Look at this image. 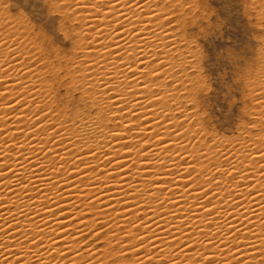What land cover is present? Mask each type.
Masks as SVG:
<instances>
[{
  "label": "bare ground",
  "instance_id": "1",
  "mask_svg": "<svg viewBox=\"0 0 264 264\" xmlns=\"http://www.w3.org/2000/svg\"><path fill=\"white\" fill-rule=\"evenodd\" d=\"M62 1L69 55L0 3V264H264V37L249 121L209 141L196 1Z\"/></svg>",
  "mask_w": 264,
  "mask_h": 264
},
{
  "label": "rangeland",
  "instance_id": "2",
  "mask_svg": "<svg viewBox=\"0 0 264 264\" xmlns=\"http://www.w3.org/2000/svg\"><path fill=\"white\" fill-rule=\"evenodd\" d=\"M194 1L198 5L194 11L199 16L200 28L197 30L195 26L194 31H197L193 33L198 34L200 77L204 81L200 97L196 96L197 115L203 118L201 123L209 132H206L209 141L214 134L232 139L237 135L239 124L249 121L247 105L252 106L256 101L250 89L264 37L261 14L247 3L249 0ZM59 2L63 1L0 0L9 14L24 19L33 33L41 32L51 46L69 55L74 44L71 31L69 33L65 27L73 21L62 18L56 8ZM73 92L75 101L79 102V91ZM92 241L95 247L103 246L97 239ZM198 261L197 264L201 262Z\"/></svg>",
  "mask_w": 264,
  "mask_h": 264
},
{
  "label": "clouds",
  "instance_id": "3",
  "mask_svg": "<svg viewBox=\"0 0 264 264\" xmlns=\"http://www.w3.org/2000/svg\"><path fill=\"white\" fill-rule=\"evenodd\" d=\"M97 2L103 3V0H97ZM115 70L117 73L119 72L118 68H116ZM126 85H127V83L123 79H121L119 76H117L115 78L114 86L118 89V91L120 92L121 95L127 94ZM103 99H104V101L107 100V98H103ZM111 106H112L111 103H108V102H104L101 105V110H100V114H99L100 118H102V119L103 118H109L110 119L112 116H114V111L111 110Z\"/></svg>",
  "mask_w": 264,
  "mask_h": 264
},
{
  "label": "snow or ice",
  "instance_id": "4",
  "mask_svg": "<svg viewBox=\"0 0 264 264\" xmlns=\"http://www.w3.org/2000/svg\"><path fill=\"white\" fill-rule=\"evenodd\" d=\"M151 144V143H150ZM123 148H125V149H133L135 152H136V155L139 157L140 156V154H141V148H139V145H136V144H132L131 146H129V147H123ZM128 153H132V151H129ZM144 157H148V156H144ZM261 157H264V153H262L261 154ZM145 160H147V159H145ZM73 164H75V161H73ZM123 164V163H122ZM131 166L129 167V169L131 170L132 168H134L133 167V165H135V162H133V161H130V163H129ZM252 164H253V166L255 167L256 166V164L254 163V161L252 160ZM238 171H240V170H238ZM211 184V183H210ZM262 186H264V185H262ZM185 189H187V188H185ZM110 218V217H109ZM93 223L96 225V221H93ZM92 228H94V227H92ZM89 230L91 231V228H89ZM102 231H103V229H102ZM129 236H131V235H129ZM105 237H107V236H105ZM138 239H143V237H139ZM85 243H87V241H84ZM200 243H204L203 241H199ZM207 243H212L211 241H208ZM78 245V244H77ZM217 247H219V245H216ZM4 247V245H2V244H0V248H3ZM0 255H3L2 253H0ZM200 255V254H199ZM5 259H6V257H5ZM203 259H209V257H204ZM202 262V264H203V260L201 261ZM133 264H143V262L142 261H139V262H137V261H134L133 262Z\"/></svg>",
  "mask_w": 264,
  "mask_h": 264
}]
</instances>
